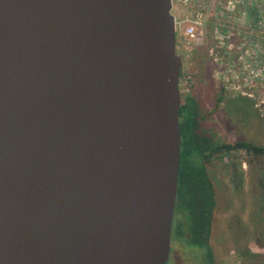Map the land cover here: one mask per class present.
<instances>
[{
	"label": "water",
	"instance_id": "obj_1",
	"mask_svg": "<svg viewBox=\"0 0 264 264\" xmlns=\"http://www.w3.org/2000/svg\"><path fill=\"white\" fill-rule=\"evenodd\" d=\"M181 57L170 0H0V264H165Z\"/></svg>",
	"mask_w": 264,
	"mask_h": 264
},
{
	"label": "rangeland",
	"instance_id": "obj_2",
	"mask_svg": "<svg viewBox=\"0 0 264 264\" xmlns=\"http://www.w3.org/2000/svg\"><path fill=\"white\" fill-rule=\"evenodd\" d=\"M176 53L181 57L180 93H194L207 112L202 129L219 144L246 140L263 145L264 122L252 101L219 90L212 76L213 64L204 49L192 48L178 38ZM230 97L233 102L228 107L226 100ZM233 168L237 173L235 183L231 178ZM206 170L217 202L209 237L214 264H243L239 248L244 244L257 255L253 259L261 258L264 264V155L254 157L244 150L215 154L206 163ZM253 259L245 264H255ZM165 264H205L203 250L183 246L182 241L171 236Z\"/></svg>",
	"mask_w": 264,
	"mask_h": 264
},
{
	"label": "built area",
	"instance_id": "obj_3",
	"mask_svg": "<svg viewBox=\"0 0 264 264\" xmlns=\"http://www.w3.org/2000/svg\"><path fill=\"white\" fill-rule=\"evenodd\" d=\"M170 4L176 39L203 48L219 90L249 98L264 122V0H170Z\"/></svg>",
	"mask_w": 264,
	"mask_h": 264
},
{
	"label": "trees",
	"instance_id": "obj_4",
	"mask_svg": "<svg viewBox=\"0 0 264 264\" xmlns=\"http://www.w3.org/2000/svg\"><path fill=\"white\" fill-rule=\"evenodd\" d=\"M180 95V161L171 236L182 241L183 246L199 247L203 250L205 264H214L209 237L217 202L206 163L215 154H228L233 150H244L258 157L264 155V144L256 145L246 140H237L232 144L216 143L211 134L202 129L207 112L200 99L194 93ZM232 100V97L228 98L226 106H231ZM249 254L252 258L257 256Z\"/></svg>",
	"mask_w": 264,
	"mask_h": 264
},
{
	"label": "flooded vegetation",
	"instance_id": "obj_5",
	"mask_svg": "<svg viewBox=\"0 0 264 264\" xmlns=\"http://www.w3.org/2000/svg\"><path fill=\"white\" fill-rule=\"evenodd\" d=\"M233 164V163H232ZM233 176L231 177L232 178V181L235 183V181H236V171H235V168H233ZM236 220H239V219H236ZM239 252L241 253V255H242V258H244L243 260H244V262H243V264H245L246 262V260L248 261L249 259H253L252 258V255H250L249 253H251L250 251H249V249L246 247V245L244 244V245H242L240 248H239ZM258 258H260V257H258ZM256 259V258H255ZM255 259H253L254 260V262H255V264H261L262 263V260H261V258H260V260H257V261H255Z\"/></svg>",
	"mask_w": 264,
	"mask_h": 264
},
{
	"label": "crops",
	"instance_id": "obj_6",
	"mask_svg": "<svg viewBox=\"0 0 264 264\" xmlns=\"http://www.w3.org/2000/svg\"><path fill=\"white\" fill-rule=\"evenodd\" d=\"M237 9H239L238 5H237Z\"/></svg>",
	"mask_w": 264,
	"mask_h": 264
}]
</instances>
